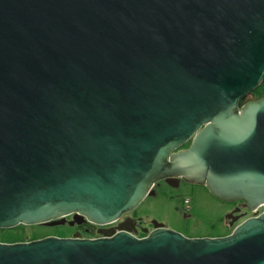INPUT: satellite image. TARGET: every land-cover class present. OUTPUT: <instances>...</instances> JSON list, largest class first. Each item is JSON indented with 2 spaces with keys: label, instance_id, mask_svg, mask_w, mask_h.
<instances>
[{
  "label": "water",
  "instance_id": "95a60500",
  "mask_svg": "<svg viewBox=\"0 0 264 264\" xmlns=\"http://www.w3.org/2000/svg\"><path fill=\"white\" fill-rule=\"evenodd\" d=\"M263 82L264 0H0V229L108 225L180 177L253 211L0 241V264H264Z\"/></svg>",
  "mask_w": 264,
  "mask_h": 264
},
{
  "label": "rangeland",
  "instance_id": "374dc122",
  "mask_svg": "<svg viewBox=\"0 0 264 264\" xmlns=\"http://www.w3.org/2000/svg\"><path fill=\"white\" fill-rule=\"evenodd\" d=\"M153 189L155 192L149 194L133 212L145 228H152L154 221H158L191 237L227 236L234 231L225 220L235 209L234 202L216 197L207 186L194 183L171 186L161 180ZM186 197L193 198L191 209L185 204ZM74 230L71 224H21L0 229V241L17 242L25 237H69Z\"/></svg>",
  "mask_w": 264,
  "mask_h": 264
},
{
  "label": "flooded vegetation",
  "instance_id": "af4514ba",
  "mask_svg": "<svg viewBox=\"0 0 264 264\" xmlns=\"http://www.w3.org/2000/svg\"><path fill=\"white\" fill-rule=\"evenodd\" d=\"M191 143H192V141L186 143L184 146L180 147L178 149V151L181 149H186V148L190 147ZM163 180L171 186H180L183 183H190V182L186 181L185 179H183L182 177H180V178H166ZM242 203H243L242 200L234 201L235 209L241 208V210L237 211L234 214V216L238 217L240 215H243V217H241L234 225H231V219L225 218L226 222L230 226H232L233 229H235L240 223H242L244 220L248 219L249 217H251L253 215V211H251L248 208L243 207L241 205ZM261 210H263V207H261ZM133 212H134V210L130 211L128 213H125L118 221L111 223V224H108V225H97V224H93V223L88 224L89 222H84L81 225L75 224V225H73L75 227V230L71 236H73L74 233H76V232H81L84 237H90V236H88L89 233L94 232L92 237H99V236L103 235L100 232L101 230H108V229H112V228L114 230L118 229L120 224L125 223L124 221H126L127 219H128V221L125 225L132 228L134 230V233L137 236H139V237L147 236L150 233V231H152L155 228V226H153L152 228H145L143 226V223L140 220V218L137 217L136 214ZM73 219H74V214L68 216V221L65 224H70L69 222L72 221Z\"/></svg>",
  "mask_w": 264,
  "mask_h": 264
},
{
  "label": "trees",
  "instance_id": "16d2710c",
  "mask_svg": "<svg viewBox=\"0 0 264 264\" xmlns=\"http://www.w3.org/2000/svg\"><path fill=\"white\" fill-rule=\"evenodd\" d=\"M264 97V82L263 84L257 88L256 90H254L253 92H251L250 94H248V96H246L242 101H241V105H244L245 103H247L250 100H256V99H260ZM90 224V223H88ZM94 234V232L89 233L88 236L92 237ZM27 240H32V239H27L26 237L23 239H20V241H27ZM19 241V240H16Z\"/></svg>",
  "mask_w": 264,
  "mask_h": 264
},
{
  "label": "built area",
  "instance_id": "2783aa9c",
  "mask_svg": "<svg viewBox=\"0 0 264 264\" xmlns=\"http://www.w3.org/2000/svg\"><path fill=\"white\" fill-rule=\"evenodd\" d=\"M192 202H193V198L192 197H186L185 198V204L188 207V209H191Z\"/></svg>",
  "mask_w": 264,
  "mask_h": 264
}]
</instances>
